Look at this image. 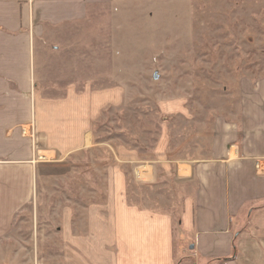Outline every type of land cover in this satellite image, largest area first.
<instances>
[{"label": "crops", "instance_id": "0c3cea01", "mask_svg": "<svg viewBox=\"0 0 264 264\" xmlns=\"http://www.w3.org/2000/svg\"><path fill=\"white\" fill-rule=\"evenodd\" d=\"M100 1L111 0H0V242L33 207L42 161L93 150L95 122L123 101L122 88L45 83L56 78L55 62L67 72L73 31ZM243 95L239 123L217 122L208 155L187 164L192 193L180 199L178 222L172 212L131 203L126 176L114 169L107 200L95 203L94 189L87 199L62 200L57 224L45 223V243L33 252L58 264H264V83ZM157 165L135 166L134 181L150 186ZM251 205L260 208L249 209L244 226Z\"/></svg>", "mask_w": 264, "mask_h": 264}, {"label": "rangeland", "instance_id": "374dc122", "mask_svg": "<svg viewBox=\"0 0 264 264\" xmlns=\"http://www.w3.org/2000/svg\"><path fill=\"white\" fill-rule=\"evenodd\" d=\"M72 40L67 72L55 62L56 78L45 83L91 82L125 95L95 122L93 150L62 163L42 161L35 203L0 242V264H45V257L58 264L55 255L33 252L45 243V223L57 224L62 200L87 199L88 189L95 203L105 202L114 169L125 174L131 203L172 212L178 222L180 199L192 193L187 164L208 155L217 122L239 123L244 92L264 83V0L100 1ZM130 154L135 165L126 161ZM154 165L150 186L142 177L134 181L135 166ZM260 207H246L244 226L249 209Z\"/></svg>", "mask_w": 264, "mask_h": 264}, {"label": "trees", "instance_id": "16d2710c", "mask_svg": "<svg viewBox=\"0 0 264 264\" xmlns=\"http://www.w3.org/2000/svg\"><path fill=\"white\" fill-rule=\"evenodd\" d=\"M235 247H236V246H235ZM235 256H236V251H234L233 256H232L230 259H233ZM230 259H229V260H230ZM222 261H227V260H221V262H222ZM218 262H219V261H218Z\"/></svg>", "mask_w": 264, "mask_h": 264}, {"label": "bare ground", "instance_id": "6f19581e", "mask_svg": "<svg viewBox=\"0 0 264 264\" xmlns=\"http://www.w3.org/2000/svg\"><path fill=\"white\" fill-rule=\"evenodd\" d=\"M149 179H150V177H149Z\"/></svg>", "mask_w": 264, "mask_h": 264}]
</instances>
